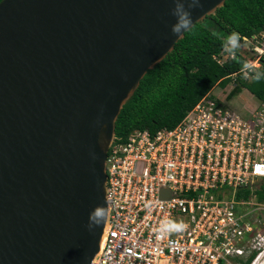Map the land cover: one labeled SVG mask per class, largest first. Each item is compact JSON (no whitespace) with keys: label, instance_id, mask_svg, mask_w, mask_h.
Returning <instances> with one entry per match:
<instances>
[{"label":"water","instance_id":"95a60500","mask_svg":"<svg viewBox=\"0 0 264 264\" xmlns=\"http://www.w3.org/2000/svg\"><path fill=\"white\" fill-rule=\"evenodd\" d=\"M225 1L202 0L193 25ZM172 7L0 0V264H92L117 117L184 36L171 32Z\"/></svg>","mask_w":264,"mask_h":264},{"label":"built area","instance_id":"2783aa9c","mask_svg":"<svg viewBox=\"0 0 264 264\" xmlns=\"http://www.w3.org/2000/svg\"><path fill=\"white\" fill-rule=\"evenodd\" d=\"M242 38L264 47V30ZM106 173L109 220L92 264H243L253 253L263 263L264 102L243 115L209 90L173 127L114 138ZM165 220L183 227L161 234Z\"/></svg>","mask_w":264,"mask_h":264},{"label":"trees","instance_id":"16d2710c","mask_svg":"<svg viewBox=\"0 0 264 264\" xmlns=\"http://www.w3.org/2000/svg\"><path fill=\"white\" fill-rule=\"evenodd\" d=\"M262 30L264 0H226L215 13L186 31L173 50L146 72L117 117L115 139L124 141L137 129L153 133L173 127L215 84L224 87L232 82L233 73L236 79L228 99L246 88L264 102V79H252V73L248 79L243 76V64L247 62L244 52L239 49L233 57L227 56L221 63L217 61L224 38L231 31L239 32L242 38ZM261 61L264 67V59ZM246 191L245 194L249 192ZM257 198L264 200V183L257 191ZM253 255L244 263L248 264Z\"/></svg>","mask_w":264,"mask_h":264},{"label":"clouds","instance_id":"9594fccd","mask_svg":"<svg viewBox=\"0 0 264 264\" xmlns=\"http://www.w3.org/2000/svg\"><path fill=\"white\" fill-rule=\"evenodd\" d=\"M202 7V0H173V7L171 8V15L175 18V22L171 25V32L172 34L176 35L177 37L183 35L186 31L191 29L193 25V12L196 9ZM241 35L237 31H231L225 38L222 45L223 51L230 56L236 54L237 50L241 48ZM243 70L245 77L247 78L249 72H252V79L259 81L264 79V71H253L252 64L245 62L243 64ZM219 84H215L213 87L215 88ZM212 87V88H213ZM212 88L210 90H212ZM228 99V98H227ZM104 210L101 209L99 206L90 213L89 216V225L88 227L91 229L94 225L99 226V222L95 221L94 218L98 216L104 215ZM182 224H176L170 220H165L161 223L160 228L158 231L161 234L167 233L172 230H176L182 228ZM253 257L251 258L250 262L254 259L256 253H253ZM252 255V254H251ZM251 255H249L246 259H248ZM245 259V260H246ZM244 260V262H245ZM243 261V260H242ZM250 262L248 264H250ZM245 264V263H243ZM264 264V258L263 263Z\"/></svg>","mask_w":264,"mask_h":264},{"label":"rangeland","instance_id":"374dc122","mask_svg":"<svg viewBox=\"0 0 264 264\" xmlns=\"http://www.w3.org/2000/svg\"><path fill=\"white\" fill-rule=\"evenodd\" d=\"M254 41H246L245 43L242 44L240 51L244 52L245 57L247 62H254L258 56L259 53L258 51L264 49L263 46H260L257 44L258 48L256 50L255 44L253 45ZM257 51V52H256ZM263 55L260 57L261 59H264V51H261ZM249 57V58H248ZM254 68V66H253ZM254 69H257L256 71H264V67L261 64L260 67H255ZM243 76L245 77L244 72ZM250 75V73H249ZM246 79H248L250 76ZM233 82H235V79H232ZM232 82L227 84L226 86H221L218 85L215 88H212V93L217 95L220 100H222L223 104L227 105L230 109L235 110L243 115H249L251 114L261 103L259 99H257L248 89L242 88L239 93L236 95L232 96L230 99H226L227 95L231 91L232 87ZM226 95V98H225Z\"/></svg>","mask_w":264,"mask_h":264},{"label":"bare ground","instance_id":"6f19581e","mask_svg":"<svg viewBox=\"0 0 264 264\" xmlns=\"http://www.w3.org/2000/svg\"><path fill=\"white\" fill-rule=\"evenodd\" d=\"M124 140V139H123Z\"/></svg>","mask_w":264,"mask_h":264}]
</instances>
